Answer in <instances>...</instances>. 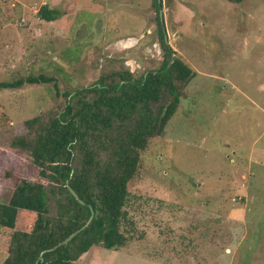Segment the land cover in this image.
<instances>
[{"label":"rangeland","instance_id":"rangeland-1","mask_svg":"<svg viewBox=\"0 0 264 264\" xmlns=\"http://www.w3.org/2000/svg\"><path fill=\"white\" fill-rule=\"evenodd\" d=\"M44 4L57 20L38 16ZM163 10L175 56L196 76L129 182L131 241L95 244L77 264H264V0H163ZM159 16L155 0H0V80L56 79L0 90V147L26 120L60 112L64 92L111 70L158 69ZM18 156L25 173L32 158ZM4 172L0 202L15 185Z\"/></svg>","mask_w":264,"mask_h":264},{"label":"trees","instance_id":"trees-1","mask_svg":"<svg viewBox=\"0 0 264 264\" xmlns=\"http://www.w3.org/2000/svg\"><path fill=\"white\" fill-rule=\"evenodd\" d=\"M38 16L55 21L60 10L44 4ZM159 33L164 60L158 69L139 77L127 68L111 70L88 86L64 92L60 112L26 120L27 132L0 147V169L15 183L10 199L0 202V239L4 230L13 231L2 264H77L95 244L119 250L131 241L127 225L133 222L125 208L129 182L149 140L164 134L196 76L181 57L172 61L176 51L166 42L160 19ZM55 80L28 73L0 80V90ZM19 151L32 158L25 173ZM92 211L89 226L56 247L86 224Z\"/></svg>","mask_w":264,"mask_h":264},{"label":"water","instance_id":"water-1","mask_svg":"<svg viewBox=\"0 0 264 264\" xmlns=\"http://www.w3.org/2000/svg\"><path fill=\"white\" fill-rule=\"evenodd\" d=\"M158 4H159V8H160V19H161V23H162L164 34H165V39H166V42L169 43L168 32L166 29V23H165V19H164L163 0H158ZM174 58H175V53L172 54V61L174 60ZM70 190L74 194V196L80 200L81 203L84 202L82 199L79 198V195L77 194V192L72 187H70ZM94 215H95V212L92 211L91 217L86 222V224H84L81 228H79L74 233H72L69 237H67L62 242H60V244H58L56 247H59L61 245H65V244L69 243L78 233H80L82 230L87 228L89 226V224L91 223V221L93 220ZM55 248H53V249H55Z\"/></svg>","mask_w":264,"mask_h":264}]
</instances>
